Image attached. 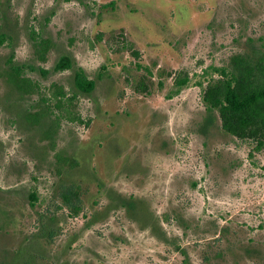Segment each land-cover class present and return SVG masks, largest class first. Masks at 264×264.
<instances>
[{
  "label": "rangeland",
  "instance_id": "obj_1",
  "mask_svg": "<svg viewBox=\"0 0 264 264\" xmlns=\"http://www.w3.org/2000/svg\"><path fill=\"white\" fill-rule=\"evenodd\" d=\"M1 36L0 264H264V136L204 100L264 0H0Z\"/></svg>",
  "mask_w": 264,
  "mask_h": 264
},
{
  "label": "trees",
  "instance_id": "obj_2",
  "mask_svg": "<svg viewBox=\"0 0 264 264\" xmlns=\"http://www.w3.org/2000/svg\"><path fill=\"white\" fill-rule=\"evenodd\" d=\"M4 40L5 37L1 36L0 41ZM238 61L233 70L222 72L225 76L216 88H207L204 100L211 108L218 109L225 130L240 137L260 138L264 136V54L256 62L247 59ZM9 63L10 68L21 77L24 65L17 63L13 57ZM54 69L74 70L75 85L82 92L89 93L95 88V80L90 79L84 68L67 55L57 61ZM42 72L47 71L43 69ZM185 83L186 80H183L181 85ZM58 99L62 101L61 94Z\"/></svg>",
  "mask_w": 264,
  "mask_h": 264
}]
</instances>
